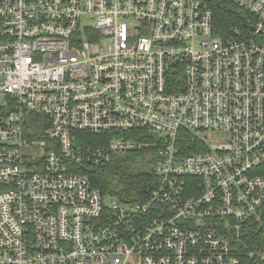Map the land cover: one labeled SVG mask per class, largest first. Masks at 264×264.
Instances as JSON below:
<instances>
[{
	"label": "built area",
	"instance_id": "2783aa9c",
	"mask_svg": "<svg viewBox=\"0 0 264 264\" xmlns=\"http://www.w3.org/2000/svg\"><path fill=\"white\" fill-rule=\"evenodd\" d=\"M238 2L222 37L203 0H0V264H264V0ZM133 130L158 182L107 205L76 167Z\"/></svg>",
	"mask_w": 264,
	"mask_h": 264
},
{
	"label": "trees",
	"instance_id": "16d2710c",
	"mask_svg": "<svg viewBox=\"0 0 264 264\" xmlns=\"http://www.w3.org/2000/svg\"><path fill=\"white\" fill-rule=\"evenodd\" d=\"M213 12L214 33L227 37L236 28L243 27L247 18L246 10L238 0H203ZM144 130L125 132L124 138L133 141L134 146L124 153L114 154L111 161L97 167L90 163L77 165L76 170L87 174L95 187L103 195L117 199L123 204H134L146 200L149 189L158 180L149 171L151 153L155 149L147 146L154 137ZM78 141L89 147L107 143L106 136H97L89 132H78ZM178 146L183 151L195 150L193 145L200 144L199 136L188 130H181ZM81 143V142H80ZM247 264V263H246Z\"/></svg>",
	"mask_w": 264,
	"mask_h": 264
},
{
	"label": "rangeland",
	"instance_id": "374dc122",
	"mask_svg": "<svg viewBox=\"0 0 264 264\" xmlns=\"http://www.w3.org/2000/svg\"><path fill=\"white\" fill-rule=\"evenodd\" d=\"M111 43V39L106 38L104 40V45L106 48V51L109 49V45ZM199 138L205 139L208 141L209 144H221L226 143L229 138L228 133L220 132V131H208V132H202L198 134ZM124 153V152H122ZM148 159H151L148 157ZM152 161V160H151ZM112 201V197L106 196L105 197V203L107 205H110Z\"/></svg>",
	"mask_w": 264,
	"mask_h": 264
}]
</instances>
